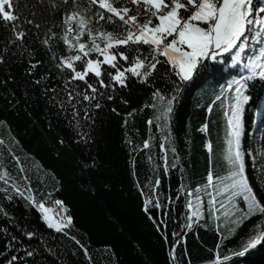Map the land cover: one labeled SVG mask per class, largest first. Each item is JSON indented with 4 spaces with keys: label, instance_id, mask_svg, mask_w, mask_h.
<instances>
[{
    "label": "trees",
    "instance_id": "trees-1",
    "mask_svg": "<svg viewBox=\"0 0 264 264\" xmlns=\"http://www.w3.org/2000/svg\"><path fill=\"white\" fill-rule=\"evenodd\" d=\"M16 3L14 0V7ZM34 3L35 0H18L24 17L31 18ZM257 4L264 6L261 0ZM108 30L112 31L113 27L109 25ZM7 35L0 26V53ZM35 35L33 28L26 47L33 52L38 50L36 59L44 63L32 70V75L28 74L27 53L8 54V63L0 65V120L5 121L0 125V139L4 141L0 145V160L22 186L26 183L22 177L27 175L37 198L43 199L46 206H56V199L65 202L74 217L70 236L75 235L88 248L91 261L70 236L47 228L38 208L10 191L14 195L12 201L0 194L1 208L7 212L6 216L0 211V264H8L13 256L18 257L14 264H187L189 257L192 264H204L220 242L215 216L221 215L216 211L218 204L209 211V194L213 189L206 187L207 175L211 171L215 179L226 176L229 170L225 160L227 125L223 114L229 101L224 99L223 106L218 101L210 115L207 105L221 87L226 88L228 82L246 74L245 69L233 65L230 58L227 62L221 60L218 61L220 70L187 85L174 104L171 143L161 139L167 130L161 132L155 122L151 129L147 124L153 116L152 110L144 107L150 101L151 88L132 79L128 88L107 90L100 101L103 107L93 109L95 125L89 142L75 144L70 139L75 136L68 124L71 117L66 118L64 113L57 116V109L44 94V88L55 87L60 93L57 100L63 99L64 93L60 90L64 82L59 74L47 76L51 67L48 55L42 45L33 42ZM16 51L12 48V52ZM229 68L234 70L230 72ZM42 76L45 78L36 85L33 81ZM159 86L165 87L163 82ZM108 94L115 99L108 101ZM249 95L254 98L250 113L264 98V82H250ZM113 108L117 110L115 113ZM133 109L137 110L135 114L127 117ZM126 117L127 125L124 124ZM205 123L209 125L208 130L201 131ZM251 129L252 121H246L245 150H250L247 138ZM83 131L89 129L85 127ZM150 136L152 147L144 150L143 141ZM61 139L65 141L63 145L59 143ZM209 141L211 153L205 147ZM160 143L165 144L166 152L161 151ZM173 146L177 149L175 154L171 150ZM9 149L20 157V164L12 159ZM92 159L94 167L87 170L81 167V161L91 163ZM245 165L250 183L259 191L264 187L261 183L264 166L258 170L249 155L245 157ZM21 166L25 169L22 173ZM157 179L159 187L155 186ZM0 187H4L3 182ZM198 187L199 193L195 192ZM189 191L192 196L187 195ZM48 192H52L50 198ZM197 195L203 199L204 216L188 229L185 227L189 214L187 201L191 199L195 206ZM157 198L161 208L149 204L146 213L145 201L155 202ZM261 219L264 217H253L237 235L231 236L228 229L234 225L221 215V232L230 237L223 242L221 255L231 254L230 250L239 251L247 234ZM28 231L35 235L29 238ZM173 233L184 234L176 248L175 262L169 255L177 239ZM28 251L33 256H27ZM229 264H264V247L250 251L245 257H234Z\"/></svg>",
    "mask_w": 264,
    "mask_h": 264
},
{
    "label": "snow or ice",
    "instance_id": "snow-or-ice-1",
    "mask_svg": "<svg viewBox=\"0 0 264 264\" xmlns=\"http://www.w3.org/2000/svg\"><path fill=\"white\" fill-rule=\"evenodd\" d=\"M261 4H264V0H261ZM32 8L31 18H28L22 15L18 0L16 7L14 0H0V26L8 33L3 52L0 53V65L8 63V54L20 56L27 53L30 58L28 74L32 75V70L44 63L36 59L38 50L33 52L26 47L27 37L34 28L36 35L33 42L43 46L51 66L47 76L59 74L64 82L60 90L64 93L63 99L57 100L60 93L55 87L44 88V94L57 109V116L64 113L66 118L71 117L68 124L75 136L70 139L75 144L89 142L90 132L95 125L93 109L103 107L100 101L105 98L107 90L115 92L117 88H128L132 79L151 88L150 101L144 105L153 113L147 124L151 129L155 122L161 132L167 130V135L161 139L171 143L174 104L184 88L220 70L218 61L227 62L230 58L233 65L242 66L246 74H240L238 79L228 82L226 88L221 87L219 94H215L207 105L210 115L218 101L221 106L224 99L229 101L223 113L227 125L225 160L229 170L226 176L215 179L213 173L208 172L206 187L213 189L208 205L211 212L218 204L216 211L226 222L234 225L228 229L231 236L237 235L246 221L256 216L264 217V187L258 191L250 183L245 157L251 152L243 148L246 121L259 118L264 122V99L249 113L250 103L254 100L249 95L250 82H264V6H258L257 0H35ZM109 25L113 27L112 31L108 30ZM12 48L17 51L12 52ZM233 70L229 68L230 72ZM44 78L42 76L33 82L40 85ZM161 82L165 87L159 86ZM4 83L7 84V81ZM81 83L82 88L79 87ZM106 99L113 101L115 97L108 94ZM121 102L128 104L127 100ZM85 104L87 107H84ZM116 111L112 109V112ZM136 111L133 109L127 113V117L133 116ZM127 117L125 125L128 124ZM4 124L5 121L0 120V125ZM85 127L89 131H83ZM208 127L205 123L200 130L207 131ZM59 143L63 145L64 139ZM3 144L4 141L0 139V145ZM142 147L144 150L152 147L151 136L143 141ZM159 147L166 152L164 143H160ZM205 147L209 153L212 152L210 141ZM171 150L174 154L177 152L174 146ZM11 156L20 164V157L14 153ZM163 159L166 161V155ZM94 166V159L91 163L81 161V167L85 170ZM24 171L21 166L19 172ZM22 179L26 182L23 186L14 180L0 160V182L4 185L0 187V194L8 201L14 199L10 191L20 196L30 206L39 209L47 228L70 236L74 217L65 202L56 199L54 203L61 209V214H58V218L50 216V209L43 199L37 198L30 178L24 175ZM56 183L60 182L57 180ZM261 183L264 184V177ZM159 184L157 179L155 186L159 187ZM54 191H59V188H54ZM200 191L199 187L195 189L197 193ZM192 194L191 191L187 192L188 196ZM51 196L52 192H48L47 197ZM149 204L161 208L158 198L155 202L146 200V213L149 212ZM202 205L203 199L199 195L196 196L195 206L191 199L187 201L189 214L186 228L192 229L204 216ZM0 211L7 216L3 208ZM221 215L215 216L220 242L215 245L213 256L204 264H229L234 257L242 258L250 251L264 247V219H261L247 234L239 251L230 250L231 254L221 255L223 242L230 238L221 232ZM26 235L31 238L35 233L28 231ZM173 235L177 239L169 255L175 262L176 248L184 234ZM70 239L91 261L88 248L81 240L75 235H71ZM33 254L32 251L27 252L29 257ZM17 259L13 256L8 264H14ZM187 264H192L190 257Z\"/></svg>",
    "mask_w": 264,
    "mask_h": 264
},
{
    "label": "rangeland",
    "instance_id": "rangeland-1",
    "mask_svg": "<svg viewBox=\"0 0 264 264\" xmlns=\"http://www.w3.org/2000/svg\"><path fill=\"white\" fill-rule=\"evenodd\" d=\"M255 133V132H254ZM254 133H251L248 135V138H247V143L249 146H252L251 148V159L255 162L256 164V167L257 169L259 170L260 169V164H259V161L261 160V157L263 158L264 154H259L256 149H255V143H257V140L256 138L253 136ZM243 206V205H242ZM48 207V206H46ZM50 209L49 211V215L50 216H54L55 218H58V214H61V209L59 208V206H52V207H48Z\"/></svg>",
    "mask_w": 264,
    "mask_h": 264
},
{
    "label": "water",
    "instance_id": "water-1",
    "mask_svg": "<svg viewBox=\"0 0 264 264\" xmlns=\"http://www.w3.org/2000/svg\"><path fill=\"white\" fill-rule=\"evenodd\" d=\"M0 208H1V205H0Z\"/></svg>",
    "mask_w": 264,
    "mask_h": 264
}]
</instances>
